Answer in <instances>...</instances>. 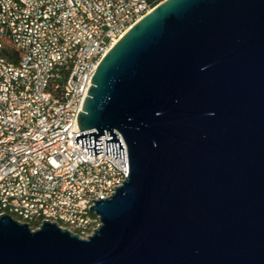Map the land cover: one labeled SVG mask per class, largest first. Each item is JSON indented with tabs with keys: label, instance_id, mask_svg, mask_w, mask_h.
I'll list each match as a JSON object with an SVG mask.
<instances>
[{
	"label": "water",
	"instance_id": "water-1",
	"mask_svg": "<svg viewBox=\"0 0 264 264\" xmlns=\"http://www.w3.org/2000/svg\"><path fill=\"white\" fill-rule=\"evenodd\" d=\"M75 136L125 161L82 237L0 214V264H264V0H163L100 60ZM118 134L120 136H118Z\"/></svg>",
	"mask_w": 264,
	"mask_h": 264
},
{
	"label": "built area",
	"instance_id": "built-area-1",
	"mask_svg": "<svg viewBox=\"0 0 264 264\" xmlns=\"http://www.w3.org/2000/svg\"><path fill=\"white\" fill-rule=\"evenodd\" d=\"M163 1V0H162ZM157 4L149 0H0V214L45 219L87 237L89 208L123 184L125 161L75 141L100 60Z\"/></svg>",
	"mask_w": 264,
	"mask_h": 264
},
{
	"label": "trees",
	"instance_id": "trees-1",
	"mask_svg": "<svg viewBox=\"0 0 264 264\" xmlns=\"http://www.w3.org/2000/svg\"><path fill=\"white\" fill-rule=\"evenodd\" d=\"M151 1L153 4H158L159 2H161L162 0H149Z\"/></svg>",
	"mask_w": 264,
	"mask_h": 264
}]
</instances>
